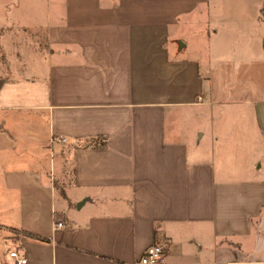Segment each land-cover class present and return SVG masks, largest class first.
Masks as SVG:
<instances>
[{
	"label": "crops",
	"instance_id": "obj_1",
	"mask_svg": "<svg viewBox=\"0 0 264 264\" xmlns=\"http://www.w3.org/2000/svg\"><path fill=\"white\" fill-rule=\"evenodd\" d=\"M152 244L264 264V0H0V264Z\"/></svg>",
	"mask_w": 264,
	"mask_h": 264
},
{
	"label": "built area",
	"instance_id": "obj_2",
	"mask_svg": "<svg viewBox=\"0 0 264 264\" xmlns=\"http://www.w3.org/2000/svg\"><path fill=\"white\" fill-rule=\"evenodd\" d=\"M198 99H201L198 97ZM56 138H53L55 140ZM60 141H64L61 139ZM53 226L55 228L64 226L60 221H54ZM9 257L12 259L13 264H27V259L24 253L19 250H11ZM138 264H163V248L161 245L152 244L145 249L144 254L140 258Z\"/></svg>",
	"mask_w": 264,
	"mask_h": 264
},
{
	"label": "rangeland",
	"instance_id": "obj_3",
	"mask_svg": "<svg viewBox=\"0 0 264 264\" xmlns=\"http://www.w3.org/2000/svg\"><path fill=\"white\" fill-rule=\"evenodd\" d=\"M196 24H197V26H199L198 23H196ZM205 31H206V29H205ZM187 33H188V35H189L188 38L190 39V36H191V30H190V29H187ZM185 40H186V39H184V41H185ZM199 41H202V42H203V41H204V38L201 37V38L199 39ZM199 41H197V42L199 43ZM198 43H197V44H198ZM203 44H204V42H203ZM185 54L188 55V52H186ZM58 189H59V188H58Z\"/></svg>",
	"mask_w": 264,
	"mask_h": 264
},
{
	"label": "trees",
	"instance_id": "obj_4",
	"mask_svg": "<svg viewBox=\"0 0 264 264\" xmlns=\"http://www.w3.org/2000/svg\"><path fill=\"white\" fill-rule=\"evenodd\" d=\"M102 144H104V143H102ZM28 236L35 237V236H34V235H32V234H28Z\"/></svg>",
	"mask_w": 264,
	"mask_h": 264
}]
</instances>
